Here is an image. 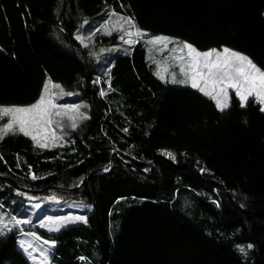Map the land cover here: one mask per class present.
I'll return each mask as SVG.
<instances>
[{"label": "trees", "instance_id": "16d2710c", "mask_svg": "<svg viewBox=\"0 0 264 264\" xmlns=\"http://www.w3.org/2000/svg\"><path fill=\"white\" fill-rule=\"evenodd\" d=\"M107 10L200 51L228 47L264 70V0H0V106L31 105L50 79L88 114L55 146L19 132L0 139V214L19 219L24 192L92 204L87 223L59 232L15 225L0 239V264H33L23 231L54 242V264H247L236 242L253 245L250 264H264L261 105L251 97L241 107L232 91L219 111L197 89L161 80L143 40L109 51L108 81L97 83L94 51L119 35L95 37L93 51L77 34L90 35ZM183 192L198 201L197 221L177 209ZM208 217L213 229L203 228Z\"/></svg>", "mask_w": 264, "mask_h": 264}, {"label": "snow or ice", "instance_id": "6c2138e0", "mask_svg": "<svg viewBox=\"0 0 264 264\" xmlns=\"http://www.w3.org/2000/svg\"><path fill=\"white\" fill-rule=\"evenodd\" d=\"M120 21L129 26L125 35L129 39L121 40L132 44L131 37L143 38L147 35L142 31L134 21V18L120 17ZM123 28V25H120ZM107 30V26H105ZM109 34H111L109 32ZM81 39L82 38L77 37ZM149 45H162L161 52L168 51L169 56L165 58V63L157 62L160 71L157 75L161 80H165V74L169 73V66L166 61L171 59L173 67L178 68V73H170V82L172 84L189 85L197 89L204 96L215 102V107L219 111H224L230 107L231 97L229 90H233L238 97L241 107H246L250 97L254 98L261 105L260 111L264 112V70L258 67L253 60L238 51L223 47L222 50L212 48L206 51L198 50L189 42H181L166 36H156L146 41ZM174 47L168 49V45ZM87 47V44L84 45ZM178 75L182 78H177ZM53 89H59V93L53 92ZM63 89L58 84H53L49 79L45 82L42 92L38 99L28 106H0V118L8 117L7 121L0 125V139L9 133L15 135L17 132L28 136L40 148L55 146L62 139L57 134L56 129H63V119L71 122L70 126L75 129L77 119H88V116L80 111L81 105H60L56 103L57 98H62ZM70 95V93H69ZM101 95H105L101 91ZM127 131V129H125ZM171 158H175L173 153L165 152ZM36 177L33 176V179ZM54 199V197H53ZM39 207V205H36ZM76 221L87 223L85 216L62 217L56 220L51 218L47 221L50 231H59L60 227ZM16 224L27 223L28 221H15ZM45 224L42 223L41 227ZM7 227V225H4ZM54 243V242H53ZM250 247V245H249ZM241 251L243 249L241 248Z\"/></svg>", "mask_w": 264, "mask_h": 264}, {"label": "rangeland", "instance_id": "374dc122", "mask_svg": "<svg viewBox=\"0 0 264 264\" xmlns=\"http://www.w3.org/2000/svg\"><path fill=\"white\" fill-rule=\"evenodd\" d=\"M120 17H126L121 14H116L112 10H107L105 15L101 19H97L94 23L92 33L90 35H87L85 32V28L81 30L77 37L82 38L83 43L81 42V39H78L82 44H87V47H92L94 51V45L96 43L95 37L98 36H106L111 35L114 33H117L119 35L120 44H116L113 46H102L99 47L98 50L94 51L95 55L99 57L100 65H99V73L97 75L96 81L97 83L100 82L102 78L105 79V81H108L107 78L109 76L110 67L112 65V62L110 59H108L107 55L108 52L113 55L118 50L119 47H122L123 45H132L136 43L138 40L147 41L148 39H151L152 37L156 36H166L167 35H151L147 33V35L143 38H137L135 36L131 37V39L134 41L132 44L125 43L124 40L129 39L124 33L126 30L134 31V29H129V26L127 24H124L123 21H120ZM128 18V17H126ZM123 25V28H120V25ZM85 26V24H84ZM105 26H107V30H105ZM109 32L111 34H109ZM121 36H124V40H121ZM174 40L173 37H170ZM181 41V40H178ZM183 42V41H181ZM122 45V46H120ZM174 47L173 44L168 45V49H171ZM115 48V49H113ZM162 48V45H149V52L151 57L157 62H160V64L165 63V58L169 56L168 51L161 52L160 49ZM199 50V49H198ZM219 50V49H218ZM111 56V55H110ZM167 65L169 66V73L165 74V80L170 82V73L175 71L178 73V68L173 67V61L171 59H168L166 61ZM158 71H160V68L158 67ZM182 78L178 75L177 77ZM171 83V82H170ZM54 84V83H53ZM172 84V83H171ZM173 85H182V84H173ZM62 88V87H61ZM59 89H53V92L59 93ZM233 90H229V94ZM64 95L62 98H57L56 103L60 105H85V101H83L79 95L65 91L63 89ZM70 93V95H69ZM251 98V97H250ZM249 98V99H250ZM28 106V105H27ZM80 111L84 114H87L85 109L81 107ZM8 117H2L0 118V125H2L4 122H6ZM84 120V119H77V125ZM70 121L65 117L63 119V129H56L57 134L62 136V139L57 142V144L63 143L69 133L73 130L70 126ZM51 147V146H50ZM165 152H171L169 150H162L161 155L170 159H173L167 155H164ZM174 155V154H173ZM200 172H204L205 168L202 166L199 168ZM24 196L29 198L28 205L22 215L19 218V221H28L27 223H21V227L26 226H41L42 223L45 224L43 228L48 229L51 227V225L47 224V221L51 218L52 220H56L58 218L62 217H76V216H85L92 212V204L81 199V198H68V199H61L56 196H48L41 193L33 194L29 192H24ZM54 197V199H53ZM197 199L194 195L188 194V193H182L180 196V201L178 204L177 209L181 211L187 218L197 221L199 219L198 213H197ZM36 205H39V207H36ZM1 209V208H0ZM202 217H204L203 214H201ZM11 219H8L4 214H0V239H3L6 237L10 232L15 230V228L18 226L15 222H12ZM214 219L211 217H208V221L205 222L206 226H203L205 229L206 227L212 228L211 226L214 222ZM84 222L76 221L73 223H67L60 227V230H63L64 228L74 225V224H82ZM4 225H7V227H4ZM15 225H17L15 227ZM204 225V224H202ZM213 229V228H212ZM54 231V232H59ZM115 232V230H114ZM220 232V231H219ZM221 233V232H220ZM229 237H234L233 234H229ZM18 241L19 245L23 248L24 252L27 254L29 260L33 264H54L52 261V249L54 247V243L50 240H45L41 238L36 233H22L18 235ZM250 245V247H249ZM233 247L240 253L243 260L247 263H249V257H250V251L252 250L253 245L251 243H234ZM241 248L243 251H241Z\"/></svg>", "mask_w": 264, "mask_h": 264}, {"label": "water", "instance_id": "95a60500", "mask_svg": "<svg viewBox=\"0 0 264 264\" xmlns=\"http://www.w3.org/2000/svg\"><path fill=\"white\" fill-rule=\"evenodd\" d=\"M113 157L120 158L119 154L116 151H114ZM126 164L129 165V166H131V164L128 163V162H126ZM143 172H145V170H143Z\"/></svg>", "mask_w": 264, "mask_h": 264}, {"label": "built area", "instance_id": "2783aa9c", "mask_svg": "<svg viewBox=\"0 0 264 264\" xmlns=\"http://www.w3.org/2000/svg\"><path fill=\"white\" fill-rule=\"evenodd\" d=\"M17 220H19V219H18V218H15V219H14V222L17 221ZM15 223H16V222H15ZM20 224H21V223H20ZM20 224H19V225H20ZM22 233H28V232L23 231Z\"/></svg>", "mask_w": 264, "mask_h": 264}, {"label": "crops", "instance_id": "0c3cea01", "mask_svg": "<svg viewBox=\"0 0 264 264\" xmlns=\"http://www.w3.org/2000/svg\"><path fill=\"white\" fill-rule=\"evenodd\" d=\"M21 247V246H20ZM22 248V247H21ZM23 249V248H22Z\"/></svg>", "mask_w": 264, "mask_h": 264}]
</instances>
